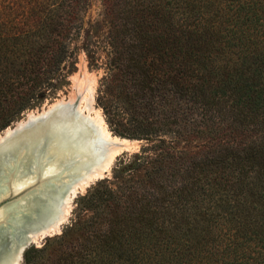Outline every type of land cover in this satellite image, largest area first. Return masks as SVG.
<instances>
[{"label": "trees", "instance_id": "obj_1", "mask_svg": "<svg viewBox=\"0 0 264 264\" xmlns=\"http://www.w3.org/2000/svg\"><path fill=\"white\" fill-rule=\"evenodd\" d=\"M89 3L0 0V131L63 86ZM101 4L98 101L132 130L116 133L162 150L120 160L76 197L90 214L46 243L74 264H264V0ZM188 137L202 148H174ZM75 228L86 239L74 252ZM46 243L23 264H41Z\"/></svg>", "mask_w": 264, "mask_h": 264}, {"label": "water", "instance_id": "obj_2", "mask_svg": "<svg viewBox=\"0 0 264 264\" xmlns=\"http://www.w3.org/2000/svg\"><path fill=\"white\" fill-rule=\"evenodd\" d=\"M83 124L74 105H56L0 138V264H22L34 237L61 232L68 220L61 218L62 197L72 194L74 183H86L101 161L88 151ZM107 174L90 178L84 188Z\"/></svg>", "mask_w": 264, "mask_h": 264}, {"label": "rangeland", "instance_id": "obj_3", "mask_svg": "<svg viewBox=\"0 0 264 264\" xmlns=\"http://www.w3.org/2000/svg\"><path fill=\"white\" fill-rule=\"evenodd\" d=\"M84 17V29L81 31V34L76 38H73L72 45L75 47L76 55H75V65L72 68L71 72L67 73L66 81L64 82L61 88H58L54 93L50 91L47 96L41 98L40 100L34 99L35 104L32 107H29L22 111L6 128L13 126L18 120H21L27 116L28 113L32 111L41 110L44 107H47L48 104L52 103L56 99L67 98L70 95L76 93V89H80L82 91V95H88L89 91L86 87H89L91 90V105L95 109V111L102 118V121L106 127V129L110 132V134L114 137L119 138L120 140L125 139L131 142L130 147L127 149H123L118 152V154L114 157L111 167L108 170V174L106 177L113 178L112 168L118 164L120 160H128L132 161L136 153H143V149L145 157L154 156V153L158 150H162L158 141H149L147 139H140L131 137L128 135H119L113 129L117 131L130 132L132 130H127L124 125L119 122L110 123L106 117L104 110L102 109V103L98 101L97 89L99 87V83L101 82L103 77L109 75V69L106 67V51L100 45H96V41L100 39L101 34L106 33L107 23L102 17V4L101 0H90L89 6L87 10L83 14ZM91 50V52H90ZM99 102V103H98ZM92 113V117H93ZM116 125V127H114ZM2 129L0 134L4 132L6 129ZM203 141L200 138H190L187 140L183 138H177V141L173 144L174 148L177 150H189V151H197L199 148H202ZM173 151V150H172ZM173 153V152H171ZM168 163V161H167ZM171 165L172 162H171ZM147 166H145V169ZM107 172V171H106ZM135 175L142 176L144 173L143 167H138L136 170H133ZM93 185V184H92ZM91 186V185H90ZM84 188V187H83ZM81 189L79 195L84 194L89 187ZM78 205L76 203V197L71 202V207L67 214L68 220L63 225L61 232H63V228L70 226L74 220L85 218L90 212H85L84 214H79ZM66 216V217H67ZM60 232V233H61ZM59 233V234H60ZM67 242H69L70 248L75 252V248H79L82 241H85L86 236L84 232L75 228L65 237ZM46 238L39 240L34 244L36 247H42L46 243ZM46 249L40 255L41 264H74L71 258L66 255L65 250L64 253L61 251V247L58 246L55 241H48L46 243ZM23 264V262H22Z\"/></svg>", "mask_w": 264, "mask_h": 264}, {"label": "bare ground", "instance_id": "obj_4", "mask_svg": "<svg viewBox=\"0 0 264 264\" xmlns=\"http://www.w3.org/2000/svg\"><path fill=\"white\" fill-rule=\"evenodd\" d=\"M86 88L89 91V98L88 95H82V91L77 88L75 94L70 95L67 98L56 99L52 103L48 104L47 107H44L41 110L28 113L25 118L18 120L14 125L24 124L26 119H31L40 114H43L56 105H74L75 110L79 113V121H82L84 123L83 125H86L83 130V134L88 151L95 153V156L97 155L96 157L101 158V161L97 162L95 166L92 167L90 173L88 172L89 180L90 178L104 175L106 171L108 172L114 157L123 149L129 148L131 142L125 139L120 140L119 138L114 137L110 134V132L106 129L102 118L91 105V90L89 89V87ZM92 113H94L93 117L91 116ZM88 126H91V128H89ZM12 127L13 126L6 128L4 132L0 134V138L3 136V133L10 132ZM72 144L75 145L74 142H72ZM79 155L82 157V159L87 160L85 156L83 157L81 154ZM69 156L74 157V155L72 154H70ZM86 183H80L79 181L77 183H74V185L72 186V194L69 193L62 197V219H65L69 212L73 193H75L78 188L82 189L83 187H85ZM38 239L39 238L34 237L35 242H38Z\"/></svg>", "mask_w": 264, "mask_h": 264}]
</instances>
